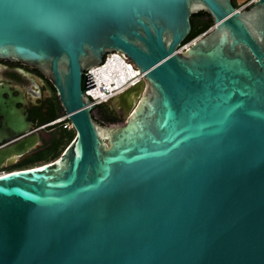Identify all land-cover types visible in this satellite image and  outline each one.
<instances>
[{
	"label": "water",
	"instance_id": "1",
	"mask_svg": "<svg viewBox=\"0 0 264 264\" xmlns=\"http://www.w3.org/2000/svg\"><path fill=\"white\" fill-rule=\"evenodd\" d=\"M201 10L214 26L186 46ZM110 52L143 79L102 124L86 72ZM0 58L42 70L76 131L0 174V264H264V0H0ZM0 108V144L32 131Z\"/></svg>",
	"mask_w": 264,
	"mask_h": 264
},
{
	"label": "flooded vegetation",
	"instance_id": "2",
	"mask_svg": "<svg viewBox=\"0 0 264 264\" xmlns=\"http://www.w3.org/2000/svg\"><path fill=\"white\" fill-rule=\"evenodd\" d=\"M0 94L6 101H15L16 107L22 110L25 120L33 128L28 134L3 141L0 148L16 144L35 135L39 138L33 148L17 156L13 164L3 165L0 171L26 169L36 158L50 154L56 144L62 140L64 122L49 123L63 116V106L53 83L45 73L37 67L18 60L0 58ZM106 106L109 111L118 114L120 118L124 115L122 109L117 110L108 104ZM1 110L0 128L6 121ZM35 163L39 165L46 162L42 160Z\"/></svg>",
	"mask_w": 264,
	"mask_h": 264
},
{
	"label": "built area",
	"instance_id": "3",
	"mask_svg": "<svg viewBox=\"0 0 264 264\" xmlns=\"http://www.w3.org/2000/svg\"><path fill=\"white\" fill-rule=\"evenodd\" d=\"M256 0H246L243 4L238 7L239 9H245L248 6H251ZM117 58H116V57ZM121 59L128 67H132L135 69L137 74L135 76L123 79L122 75H126L128 72L127 68L122 66V68L113 70L114 79L110 81L104 80L103 78L99 77V73L96 71L103 67L108 60L110 59ZM91 73V76L95 82V86L87 89L85 91L86 95L90 97L91 100L94 99L96 106L106 103L116 97L118 94L122 93L129 87L135 85L136 83L140 82L143 79V74L141 71L128 59H126L121 53L119 52H110L105 55L104 61L101 65L95 66L90 68L86 74ZM59 122H64V128L67 129H74L72 122L69 120L68 115L65 113L63 116L55 119L54 121L50 122L49 124H57ZM5 173V171H0V174Z\"/></svg>",
	"mask_w": 264,
	"mask_h": 264
},
{
	"label": "trees",
	"instance_id": "4",
	"mask_svg": "<svg viewBox=\"0 0 264 264\" xmlns=\"http://www.w3.org/2000/svg\"><path fill=\"white\" fill-rule=\"evenodd\" d=\"M232 2L235 7L237 8L239 7L237 0H232ZM249 7L250 6H248L247 8ZM191 23H192V29H191L190 34L186 37L184 41L185 44L191 42L198 36L208 32L209 29H211L214 26V21H213L212 16L204 10L194 13L191 16ZM105 105L106 103L96 106V108L92 111L93 118L102 124H111V123L120 122L121 118L118 116V114L114 113L113 111L111 112H108L106 110L104 111ZM62 114H65L64 110ZM63 131H64L63 138L58 144H56L53 151H51L50 154L36 158L35 160L31 162L30 166H27V167H31L35 165L36 161L44 160L45 162H50L56 159L63 152V150L67 147L66 145H64L65 141L70 142L76 134L75 129L63 128Z\"/></svg>",
	"mask_w": 264,
	"mask_h": 264
},
{
	"label": "bare ground",
	"instance_id": "5",
	"mask_svg": "<svg viewBox=\"0 0 264 264\" xmlns=\"http://www.w3.org/2000/svg\"><path fill=\"white\" fill-rule=\"evenodd\" d=\"M188 45L189 44H187L186 46ZM122 66H124L128 70L126 75H122L123 79L135 76L137 74L134 68L128 67L119 58L117 60L115 59L108 60V62L103 67H101L100 69L96 71L100 74L99 77L103 78L104 80L110 81L111 79H114L113 70L122 68Z\"/></svg>",
	"mask_w": 264,
	"mask_h": 264
},
{
	"label": "rangeland",
	"instance_id": "6",
	"mask_svg": "<svg viewBox=\"0 0 264 264\" xmlns=\"http://www.w3.org/2000/svg\"><path fill=\"white\" fill-rule=\"evenodd\" d=\"M241 5V4H240ZM240 5H239V7H240ZM210 30V29H209ZM104 110H106V111H108V112H111V111H109L108 110V107L105 105V107H104ZM125 121V115H123L122 116V118H121V121L120 122H118V123H123ZM70 142L69 141H65V143H64V145H68ZM63 147V146H62Z\"/></svg>",
	"mask_w": 264,
	"mask_h": 264
}]
</instances>
